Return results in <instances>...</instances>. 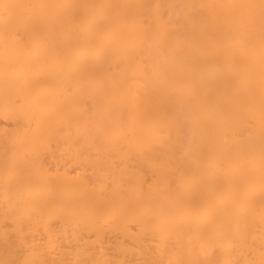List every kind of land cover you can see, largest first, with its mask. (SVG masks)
<instances>
[{
  "label": "bare ground",
  "instance_id": "6f19581e",
  "mask_svg": "<svg viewBox=\"0 0 264 264\" xmlns=\"http://www.w3.org/2000/svg\"><path fill=\"white\" fill-rule=\"evenodd\" d=\"M4 3L0 264H259L260 0Z\"/></svg>",
  "mask_w": 264,
  "mask_h": 264
},
{
  "label": "snow or ice",
  "instance_id": "6c2138e0",
  "mask_svg": "<svg viewBox=\"0 0 264 264\" xmlns=\"http://www.w3.org/2000/svg\"><path fill=\"white\" fill-rule=\"evenodd\" d=\"M58 7L69 8V7H73V6L72 5H46V4L18 5V4L4 3V0H0V8H2L4 13H5V19L15 25L9 29V34L13 35V36L19 35V25L15 22V18L13 17V14H12L13 9H18V8L40 9L43 11V14L47 15V10L58 8ZM231 7H243V8L259 7L261 18H262V20H264V0H260V4L258 6L257 5H239V6H231ZM31 19L33 21H36L39 19V15L34 13L31 17ZM261 72H262V76H264V61H262ZM124 143L130 149L135 148V147H139V145L130 141L127 137L124 138ZM262 160H264V149H262ZM262 179H264V168H262ZM262 195H264V194H262ZM261 255H262V259L260 260L259 264H264V249H262ZM9 264H36V262L24 260L21 262L11 261V262H9ZM83 264H96V262L84 261ZM109 264H111V262H109ZM236 264H243V262H236ZM249 264H255V262L252 261V262H249Z\"/></svg>",
  "mask_w": 264,
  "mask_h": 264
}]
</instances>
